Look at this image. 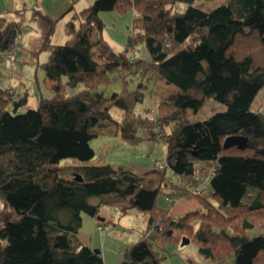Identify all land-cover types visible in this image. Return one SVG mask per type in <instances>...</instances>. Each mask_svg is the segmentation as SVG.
Returning a JSON list of instances; mask_svg holds the SVG:
<instances>
[{
  "label": "trees",
  "instance_id": "1",
  "mask_svg": "<svg viewBox=\"0 0 264 264\" xmlns=\"http://www.w3.org/2000/svg\"><path fill=\"white\" fill-rule=\"evenodd\" d=\"M129 8L136 30L117 52L102 37L99 12ZM41 17L40 48L47 57L39 65L53 97L40 96L31 108L25 94L15 98L0 85V264H106L77 233L84 213L95 217L108 206L135 209L146 221L115 264H163L150 229L167 240H194L200 257L213 264H228L229 255L231 264H264V231L251 235L264 228V114L252 105L264 84V0H223L214 7L196 0H93L66 20L63 43L50 41L56 18ZM20 31L19 21L0 13L1 50H9ZM138 43L147 56L136 55ZM113 73L122 86L106 96L99 86ZM129 75L175 90L152 88L159 95L157 114L133 117L143 91L127 87ZM66 85L79 88L70 93ZM208 99L224 108L200 120L188 115ZM112 106L127 114L122 122L112 118ZM111 122L115 134L132 143L145 129L144 137L161 140L163 169L137 173L122 164H89L90 140L104 128L112 133ZM227 136L247 142L224 147ZM65 157L78 162L60 165ZM199 161L210 174L198 186ZM166 168L187 184L171 183ZM167 183L196 198L200 208L170 215L156 202Z\"/></svg>",
  "mask_w": 264,
  "mask_h": 264
},
{
  "label": "rangeland",
  "instance_id": "2",
  "mask_svg": "<svg viewBox=\"0 0 264 264\" xmlns=\"http://www.w3.org/2000/svg\"><path fill=\"white\" fill-rule=\"evenodd\" d=\"M221 1L223 0H196L203 7H214ZM92 2L93 0H0V13L7 19L19 21L21 25V31L16 37L13 46L7 51L0 49V85L7 87L10 85L9 78L13 77L14 80H12L11 85L15 88H21L19 93L26 95L27 107H37L40 96L52 98L54 95L51 89L52 83H50V87L47 86L44 71L39 65L47 57V51L40 48L46 28V23L43 21L41 14L56 18L53 32L50 35V41L52 43H63L69 36L65 31L66 20L70 19L73 15H79V12ZM133 14L134 10L132 8L126 11L101 10L99 12L104 22L101 31L102 37L107 41L112 50L117 52L123 50L127 36L136 30L132 26ZM76 23H78L77 19ZM95 36L96 33L93 34L92 38L94 39ZM94 50V55L101 61L102 51L100 52L96 47ZM135 50L137 56H147L143 43L136 44ZM8 51H12L13 55L10 65H6L5 62ZM19 75L21 78H19ZM110 76L111 82L108 85L99 86V89L104 90L106 96L110 95L113 90L119 91L122 86L121 80L116 78L115 73ZM127 79V87L129 89L138 85L143 91L142 99L134 105L132 113H129L133 117L134 115L147 117L148 114H157L159 95L152 88H165V92L175 90V87L171 84H163V86L158 83L152 84L151 80L141 79L140 75H129ZM21 83H25V85L22 86ZM78 88V85L74 87L66 85V90L70 93L76 91ZM10 91L15 98L18 97V91L14 92V88H10ZM218 104L220 103L208 99L196 113L192 114L188 111V115H191L194 120L206 118L220 110ZM253 105L259 108L264 106V87L260 89ZM24 110V107L19 109L20 112ZM110 112L112 118L117 122H122L124 117L127 116L122 109L116 106H112ZM112 124L116 125L114 122H111L112 128ZM111 126H107L108 129ZM104 129L99 135L90 140L94 154L88 160L89 164L109 162L115 163V165H128L137 170L142 169L144 166L140 165L146 164L149 161L153 163L157 160L159 163L164 164L165 145L161 140L144 137L148 134L147 129L144 132L139 130L143 138L134 143L123 139L118 134L109 133L107 128ZM77 162L78 160L75 158L65 157L59 163L60 165H66ZM165 173L171 183H181L180 179L170 169L166 168ZM209 174L210 170L208 169L205 176L207 177ZM166 190L170 193L179 194L170 183H167ZM90 201L95 203L97 198L91 197ZM156 202L158 205H161V203L171 205V201L166 198L165 192L162 191L158 194ZM108 208L111 209V211L109 209V213L114 218V223L106 221L105 224L107 225L98 230L96 228L98 221L93 216L84 213L79 232L83 238L92 235L93 245L95 243L97 245L95 247L100 251H103L104 247V251L107 253V261L114 264L116 259L121 256L125 243L134 241L141 231L146 228V221L145 215L135 209L122 211L117 206H108ZM175 216L178 217L177 214ZM193 224H196V220ZM261 231H264V228L255 227L251 235ZM159 234L151 233V240L153 247L164 256L162 259L163 264H213L210 260H204L200 257L197 251V244L194 240L189 239L187 243L182 244L181 240L179 242L167 240L160 232ZM223 261L228 264L233 263L234 255L227 256Z\"/></svg>",
  "mask_w": 264,
  "mask_h": 264
},
{
  "label": "crops",
  "instance_id": "3",
  "mask_svg": "<svg viewBox=\"0 0 264 264\" xmlns=\"http://www.w3.org/2000/svg\"><path fill=\"white\" fill-rule=\"evenodd\" d=\"M19 78H21L20 75H19ZM9 80H10L9 81V84L10 85H8L7 87L12 88V89L14 88V92L18 91V96L21 95L19 93L20 90H21V88H15V87H12V85H11V82H13L12 80H14V78L13 77L12 78H9ZM45 81H46L47 86L50 87L51 86V84H50L51 82L48 81V79H46V78H45ZM21 84H22V86L25 85V83H21ZM263 87H264V84L261 87V89ZM259 91H258V93H259ZM258 93H257V95H258ZM257 95L255 96V98L257 97ZM255 98H254V100H255ZM218 105H219V108L220 109H223L224 108V106L222 104H218ZM252 105H253V103H252ZM111 130H112V133H115L116 127H113V128L111 127ZM164 155H165V148H164ZM157 162H158L157 160H155L153 163H150V161H149L146 164L140 165V166H144V167H142V169L137 170V169L133 168V170L136 171L137 173H142L145 170H148L150 168H153ZM112 164L115 165V163H112ZM116 165H119V164H116ZM125 166H128V165H125ZM208 169H209L208 168V165H206L204 162H200L199 161V162H196L195 163V172H194L193 177H195V178L198 179V186L200 184H202L203 181H204V179L206 178L205 175H206V172L208 171ZM176 177L180 179V181H181L180 184H187V182H185L184 180H181V178L179 176L176 175ZM166 186L167 185H164L162 187V192H165L166 198L169 201H171V205H169L168 203H161V205H159V206H161L163 208H167L169 210V214L170 215H172L174 217H176L175 216L176 214H177V216H181V215H183L184 213H186L188 211H194V210H197V209L200 208V204H199V202L196 199H194L192 197H185V196L180 195V194H177V193H170L168 190H166ZM109 209L110 208H108V207L101 208L100 213L97 216L94 217V219L96 221H98L97 222V225H96V228L98 230H100L99 226H101L102 224H105L106 221H109V222L114 223V218L112 216H110ZM110 211H111V209H110ZM83 215H82V222H83V218H84ZM153 231H155V232H153ZM151 233H156V235H160V234H159L158 231H156L154 229H150L149 230L148 237H149V240L152 243ZM139 235L138 236L135 235V236H137L135 239H137L139 237ZM77 236H78V239L81 242V244H88V245H90L92 247L97 246L95 243H94V245L92 243V237H93L92 235L91 236H88L87 238H83L82 235H81V233L78 231ZM100 252H101V256H102V258H103V260H104V262L106 264H113V263H110V261L109 262L107 261L108 260L107 259V256H106L107 253H105L104 247H103V251H100ZM120 257H118V259H116L115 263L119 260Z\"/></svg>",
  "mask_w": 264,
  "mask_h": 264
},
{
  "label": "water",
  "instance_id": "4",
  "mask_svg": "<svg viewBox=\"0 0 264 264\" xmlns=\"http://www.w3.org/2000/svg\"><path fill=\"white\" fill-rule=\"evenodd\" d=\"M247 142V137L243 136H227L223 140V146L224 147H229L231 145L236 144L238 147L243 148L244 145ZM189 241L188 238H182L181 243H187Z\"/></svg>",
  "mask_w": 264,
  "mask_h": 264
},
{
  "label": "built area",
  "instance_id": "5",
  "mask_svg": "<svg viewBox=\"0 0 264 264\" xmlns=\"http://www.w3.org/2000/svg\"><path fill=\"white\" fill-rule=\"evenodd\" d=\"M130 54H131V58L135 56V52H134L132 49H130ZM12 60H13L12 51H11V52L8 51V52L6 53V59H5L6 65H10L11 62H12ZM260 111L264 114V106H262V107L260 108ZM156 167H157L158 169H162V168L164 167V164L158 162V163H156ZM106 225H107V224H102L101 226H99V228L102 229V228H104Z\"/></svg>",
  "mask_w": 264,
  "mask_h": 264
}]
</instances>
